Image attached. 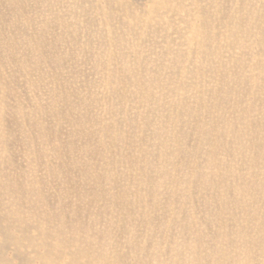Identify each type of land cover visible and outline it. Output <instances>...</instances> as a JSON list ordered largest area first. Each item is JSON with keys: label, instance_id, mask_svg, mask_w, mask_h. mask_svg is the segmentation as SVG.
Listing matches in <instances>:
<instances>
[{"label": "bare ground", "instance_id": "6f19581e", "mask_svg": "<svg viewBox=\"0 0 264 264\" xmlns=\"http://www.w3.org/2000/svg\"><path fill=\"white\" fill-rule=\"evenodd\" d=\"M6 1L10 16L0 10V31L17 30L18 21L23 20L22 23L32 28L30 36L31 32H36L34 18H31L35 15L36 2ZM255 2L147 0L136 12L129 0H109L115 7L117 19L115 25L108 23L103 28L124 29V32L105 48L109 50L98 52L101 55L96 60H101L104 54L114 57L121 46L126 50L121 53L119 63H104L103 79L98 81L100 86L112 98L117 94L116 85L125 89L132 86L121 95L122 100L136 96L138 105L146 107L155 87L153 77L157 80L159 73L149 72L150 78L140 76L136 73L139 66L155 63L163 71L165 64H177L180 55L174 49L181 47L189 61L193 53L217 56L223 48H228L229 58L217 60L211 73L205 74L213 79L212 88L206 90L205 83H197L194 94L212 95L216 101L219 97L225 101L230 97L231 108L236 111L233 115L249 120L251 125L253 112L264 107L258 96L264 94V82L257 84L259 79L264 80V26H257V20L264 21V14L262 9L247 8ZM229 3L234 4L232 9ZM165 26L172 28V32L164 30ZM252 30L257 37L245 44ZM126 35L127 39H135L136 44L125 41ZM25 37L26 34L3 37L0 33V73L4 67L14 70L17 62L23 69H37L32 58L39 54L37 48L43 46L33 42L35 46L22 50L20 44ZM95 37L96 40L97 35ZM29 42L30 39L28 45ZM237 48L241 50L240 59L233 57ZM245 54L248 56H243ZM247 57L249 65L242 61ZM245 65L248 74L244 73ZM129 69L130 81L126 76ZM180 72L196 78L203 75L185 68ZM1 77L0 74V85ZM176 82L181 86L170 93L183 104L188 88L183 81ZM92 83L89 82L91 92L99 87L95 84L97 87L93 89ZM159 91L157 95L161 97L169 93L163 85L159 86ZM243 91L252 93L254 100L243 103ZM50 93L53 103L63 102L54 91ZM107 100L100 108L107 118H112L116 106L111 105L114 100ZM82 101L74 106L83 107L79 113L84 115ZM197 104L207 110L211 106L201 101ZM243 104L245 107H241ZM129 105L136 106L134 102ZM190 115L198 126L203 125V121L211 123L200 115ZM179 116L174 117L175 121ZM143 117L148 121L146 114ZM261 118L264 119L263 112ZM165 122L166 116L159 115L157 123L162 126ZM167 129L154 128L148 133L147 142L133 145L123 136L130 128H85L79 151L70 144L69 160L59 156L58 166H65V172L57 171L61 175L60 184L52 197L41 186L35 167L38 158L58 152V146H44L36 153L30 151L27 143L15 138L23 145L21 155L25 161V170L17 171L11 159L3 161L5 158H2L4 154L12 155V150L0 144V164L8 165V168H0V194L9 201L8 209H3L5 212L0 217V264H264V128H202L204 136L190 144L185 143L188 136L179 128ZM254 133L260 135L253 136ZM227 136L233 138L231 143L225 141ZM4 137L0 134V142ZM202 139L209 146L207 150V146L202 147ZM153 141L150 148L149 142ZM118 166H124L120 173ZM239 166L251 171L252 177L258 173L261 177L245 180L246 173ZM43 167L46 178L53 174L47 165ZM73 167L78 170V178L72 175ZM230 177L234 181L231 184ZM178 213L184 215L187 223L167 233L165 225H161L162 218L165 215L180 218ZM199 218H202L200 223ZM135 224L145 229L142 237L137 236ZM170 226L172 224L166 229ZM213 226L216 229H212ZM6 249L12 250L10 256L6 255ZM170 258L172 262L168 263Z\"/></svg>", "mask_w": 264, "mask_h": 264}, {"label": "rangeland", "instance_id": "374dc122", "mask_svg": "<svg viewBox=\"0 0 264 264\" xmlns=\"http://www.w3.org/2000/svg\"><path fill=\"white\" fill-rule=\"evenodd\" d=\"M129 1L134 4L132 8L136 12L140 10L142 5L145 6L147 3V0ZM255 1L256 0H254V2ZM34 3L35 10L33 13H35V15H31V18H34V30L39 34L31 32L30 36L29 32L32 28L29 29L28 25L22 23L23 20L18 21L17 30L8 31L4 29L0 31L3 37L9 34L20 37L22 34H26L27 38L25 37L20 44V49L22 50L30 49V45L35 46L34 43L43 46L42 49L37 48L39 54H35L32 58V62L37 66V69L30 68L27 70V67L23 69L19 67V63L17 62L14 70H11L10 67H4L2 73H0L3 76L1 77L2 85H0V97L5 99V101L0 99L3 106L0 105V134L5 136L0 144L6 145L12 150V155L4 154L2 158H5L3 161L11 159L15 163V170L17 171L25 170L23 165V163H25L24 157L21 155L23 145L18 142L19 139L27 143L30 151L36 153L44 146H50L51 144L58 146V152H54L48 157L42 159L38 158V160H36L37 166L35 167V172L37 176L40 175L41 186L46 190L49 197H52V194L56 191V187L60 184L59 177L61 176V170L65 172V166H58V163L61 162L59 156H63L66 160H69L70 144H74V150L79 151L84 141L81 135L84 133L85 128H130V132L123 133V136L125 140L132 142L133 145H136L135 142H147L146 138L148 133H150V131L152 132L154 128H179L182 131L181 133L187 134L188 138L185 141L187 144L194 143V140L199 142L201 136H204V132L201 131L202 128L215 127L221 128L222 130L228 128H264V119L261 118L262 112L264 113V107L261 106V102L259 101H257V105L261 107L253 112V120L250 125L249 120L237 119L238 117L233 115L236 114V111L231 108L230 97L227 101L220 97L216 101L215 98L211 97L212 95H204L198 92L194 94V88L197 86V83L201 85L205 83L206 86L203 87L206 88V90L212 88L213 79L211 77H206L205 74L211 73L214 65L217 64V60L222 58L226 60L229 58L228 48H223L217 56L211 54L204 57L199 53H193V59L189 61L186 60L187 53L184 52L185 49L181 47V49L178 50L174 49L176 54L180 55L177 64H165L163 71L159 70V66L155 63L148 64L147 66L143 65L142 67L139 66L136 73L140 76L150 78V73H159L157 80L153 77L155 87L153 88V94L149 97L151 101H147L145 107L138 105L139 100L136 96H132L126 101L122 100L121 95L126 92V89H132V86H126L125 89V87L119 84L116 85L117 94L113 98L108 96L109 94L104 87L100 86L99 80L103 79L102 75L105 71L104 63H119L121 60V53L126 50L122 49L123 46H121L116 50V55L114 57L104 54L101 60H96L97 56L101 55V53L98 52L106 50L105 48H107L110 43L114 42V38H119L124 32V29L105 30L103 28V26L108 23L115 25L117 19L113 11L115 7L109 3V0H34ZM229 7L232 9L234 4L229 3ZM7 8V1L0 0L1 12L10 16ZM247 8H252L254 10L262 9V14H264V2H261V0H257L254 4L247 5ZM112 16L114 18H112ZM258 16L260 15L258 14ZM256 18L258 19V17ZM257 21V26H264V21ZM130 23H132V21ZM163 29L172 32V28H168V26H165ZM96 35V40H99L98 43L96 42L93 45L92 43L96 41ZM256 37L257 36L254 35V31L252 30L247 35V39L244 43L246 44L248 41L251 42L256 39ZM123 38L130 44H136L133 43L135 39H127V35ZM28 39H30L29 45ZM176 42L178 43L180 40L176 39ZM52 45H57V47L53 49ZM84 46H86V48H83ZM235 56L240 59V56H242L240 49L237 48V50L233 52V57ZM243 56H248V54ZM129 58H132V53L129 55ZM242 61L245 64H250L248 57L243 58ZM245 67L247 71L244 73L247 72L248 74V67L246 65ZM183 68L190 72H200L203 75L199 78L191 74L187 76L183 75L180 72ZM238 70L241 72L240 67ZM130 73L131 70L129 69L127 72L128 75H126L129 81V77H131L129 75ZM180 76H182L183 79H181ZM91 81L94 85H92L93 89L96 85L100 88L96 86L97 89L91 92L89 86V82L91 83ZM176 81H183L182 84L188 88L183 104L177 102L175 96L170 93L181 86V83ZM263 82V79H259L257 84L262 85ZM248 84L250 86L253 85L252 81H249ZM160 85L165 86L169 91L166 96L161 97L157 95L160 93ZM249 85H247L248 88ZM53 86L55 87L54 90H52ZM50 91H54L59 95L63 102L59 101L53 103V97ZM258 96L259 99L264 102V94H259ZM107 98L110 99L109 101L114 100L111 105L116 106V114L112 118H107L108 116H106L102 112V108H100V104L108 101ZM111 98L113 100H111ZM81 100L84 101L82 102L85 105L86 114L84 115L79 113L80 110L84 109L83 107L74 106ZM251 100H254V98H252V93L243 91V103H249ZM198 101L211 106H209L207 110L197 104ZM132 102H134L136 106L131 107L129 104ZM170 102L172 103L167 105V103ZM92 103L94 106L91 107ZM120 104L123 106L122 108L117 107V105ZM89 106L91 111L89 110ZM94 107H96V109ZM241 107H245V105L243 104ZM237 108H239V106H237ZM144 114L147 115V119L149 118L148 121H150V123L144 119ZM177 114H180V116L177 121H175L174 117L177 116ZM189 114H197L203 118L205 117V119L210 120L212 124H205L203 119L200 118L201 121H203V125L198 126L195 124V118L192 115L189 116ZM159 115L166 116V122L162 126L157 123L159 122ZM140 128L146 129L141 131ZM197 128H200V130ZM257 135L260 134H253V136ZM15 138H17L18 141ZM232 139L231 136H227L225 141L231 143ZM202 140V147L206 148L207 143L204 139ZM150 143L153 146L155 142H149L151 148ZM17 147H19L20 150H18ZM208 147L209 146H207L205 150H207ZM166 153L170 154L169 151ZM219 156H221L220 153ZM95 158L98 160V157ZM244 160L245 158L241 161ZM43 164L47 165L53 172V174L49 175L47 178L43 173L45 171ZM242 166L247 167L246 164ZM240 167L241 166H239V169L246 173L245 180H249L250 178L252 180L255 178L259 179V177H261V173L252 177L253 173L251 171ZM260 167L261 165L258 168ZM0 168H8V165L0 164ZM72 169V175H76L75 177H77L78 170L75 169V167ZM123 169L124 166L117 167L119 173ZM57 171H60V173ZM54 174L59 176L56 177ZM18 180H20V178H18ZM229 182L230 184L234 182L231 177ZM90 185L91 184H89V187H92V185ZM230 192L234 191L230 190ZM70 202H72V199ZM8 204L9 201L3 199L0 194V217L5 212L3 209H8ZM178 215H180V218H175L173 215L168 217L165 215L162 218L161 225H165L163 228L167 233H173L177 228L183 227L187 223L182 213H178ZM201 219H198L199 223ZM171 224V228L167 230L166 227ZM135 225L137 236L142 237L145 233V229L138 224ZM9 228L11 231H14L13 227ZM212 229H216V227L213 226ZM160 232L161 231H159V233ZM164 240L165 239L162 240V243ZM10 254H12V250L6 249V255L10 256ZM167 261L168 263L172 262L171 258Z\"/></svg>", "mask_w": 264, "mask_h": 264}]
</instances>
